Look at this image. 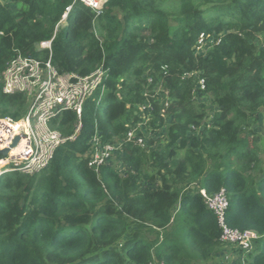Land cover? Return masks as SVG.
<instances>
[{
	"label": "trees",
	"instance_id": "1",
	"mask_svg": "<svg viewBox=\"0 0 264 264\" xmlns=\"http://www.w3.org/2000/svg\"><path fill=\"white\" fill-rule=\"evenodd\" d=\"M203 33L221 40L199 48ZM52 39V53L40 47ZM19 54L105 75L80 116L51 121L74 139L46 168L0 175V264L208 262L226 243L201 192L222 189L226 223L262 238L210 264H264V137L252 130L264 108V0H108L100 15L77 0H0V117L15 120L30 101L4 93L3 76ZM140 123L166 128L167 143L125 140L99 173L89 166L96 135L115 143Z\"/></svg>",
	"mask_w": 264,
	"mask_h": 264
},
{
	"label": "built area",
	"instance_id": "2",
	"mask_svg": "<svg viewBox=\"0 0 264 264\" xmlns=\"http://www.w3.org/2000/svg\"><path fill=\"white\" fill-rule=\"evenodd\" d=\"M89 6L96 15L103 13L108 0H77ZM72 7L62 16L57 27L64 25ZM220 42L213 36L201 34L197 46L202 48L207 41ZM52 40L42 42L40 47L49 49L52 53ZM105 71L101 68L89 75L77 73H60L47 61L19 54L8 64L3 76V91L6 94L23 93L30 101L28 112L19 120L12 117H0V151L9 148L10 152L0 155V175L5 172H21L34 174L46 168L52 161L57 148L68 139L51 126V121L62 111L73 110L80 116L83 105L88 97L94 94L103 81ZM198 87L203 91L206 81L201 78ZM19 137L17 145L15 140ZM134 141L146 146V138L137 136L131 129L127 137L113 143H103L99 135L93 138L89 153V166L98 173L108 165L118 152L124 141ZM206 204L218 217L222 229L221 240L229 245H235L244 250L253 249L256 240L261 235L249 230L232 228L226 223L227 210L230 207L228 191L222 189L214 195L201 192Z\"/></svg>",
	"mask_w": 264,
	"mask_h": 264
},
{
	"label": "rangeland",
	"instance_id": "3",
	"mask_svg": "<svg viewBox=\"0 0 264 264\" xmlns=\"http://www.w3.org/2000/svg\"><path fill=\"white\" fill-rule=\"evenodd\" d=\"M199 101H209L210 97L207 94H201L197 92ZM151 119V118H148ZM135 130L136 134H141L142 136L146 137L148 140L151 138H155L156 144L154 145V148H161L167 143V137H166V128H164L161 132H153L151 128H149L146 124L140 123L139 125L135 126L133 128ZM252 130L256 132V134L261 135L264 137V108H261L258 113V119L254 122L252 125ZM251 135V134H250ZM262 160L264 165V148H262ZM124 174L125 172L122 171ZM7 173V172H6ZM255 246V244H254ZM236 248L232 245L223 244L221 247V250H218L213 257V259H210L208 262H199L200 264H210L215 261H221V260H227L231 252L234 251Z\"/></svg>",
	"mask_w": 264,
	"mask_h": 264
},
{
	"label": "water",
	"instance_id": "4",
	"mask_svg": "<svg viewBox=\"0 0 264 264\" xmlns=\"http://www.w3.org/2000/svg\"><path fill=\"white\" fill-rule=\"evenodd\" d=\"M19 139H20V138L17 137V139H16L15 142H14L13 147H14L15 145H17ZM9 152H10V149L7 148V149H4V150L0 151V155L6 156Z\"/></svg>",
	"mask_w": 264,
	"mask_h": 264
}]
</instances>
